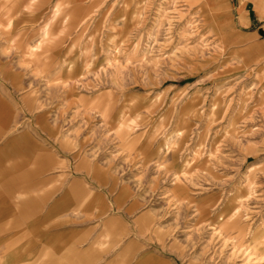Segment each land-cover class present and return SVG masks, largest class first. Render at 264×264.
<instances>
[{
  "label": "rangeland",
  "instance_id": "obj_1",
  "mask_svg": "<svg viewBox=\"0 0 264 264\" xmlns=\"http://www.w3.org/2000/svg\"><path fill=\"white\" fill-rule=\"evenodd\" d=\"M31 39L27 119L132 188L147 240L179 264H264V0H0V54Z\"/></svg>",
  "mask_w": 264,
  "mask_h": 264
},
{
  "label": "crops",
  "instance_id": "obj_2",
  "mask_svg": "<svg viewBox=\"0 0 264 264\" xmlns=\"http://www.w3.org/2000/svg\"><path fill=\"white\" fill-rule=\"evenodd\" d=\"M32 43L30 51L0 54V252L9 255L5 263L179 264L144 237L149 215L131 187L99 176L107 170L103 167L72 164L57 153L51 122L43 115L27 119L26 79L42 70L34 64L31 48L37 43ZM46 67V77L57 76L56 58Z\"/></svg>",
  "mask_w": 264,
  "mask_h": 264
}]
</instances>
